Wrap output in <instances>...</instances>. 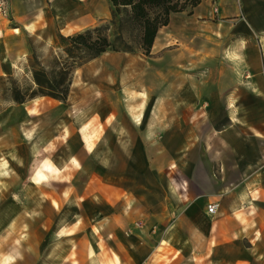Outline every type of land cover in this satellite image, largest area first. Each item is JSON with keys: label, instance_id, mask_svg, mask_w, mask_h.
Returning <instances> with one entry per match:
<instances>
[{"label": "crops", "instance_id": "crops-1", "mask_svg": "<svg viewBox=\"0 0 264 264\" xmlns=\"http://www.w3.org/2000/svg\"><path fill=\"white\" fill-rule=\"evenodd\" d=\"M8 8L0 76L27 68L29 38L111 16L109 0ZM0 264H264V0H202L148 55L76 69L64 102L0 109Z\"/></svg>", "mask_w": 264, "mask_h": 264}, {"label": "trees", "instance_id": "trees-1", "mask_svg": "<svg viewBox=\"0 0 264 264\" xmlns=\"http://www.w3.org/2000/svg\"><path fill=\"white\" fill-rule=\"evenodd\" d=\"M111 4L108 35L101 27H93L72 35L58 36L60 50L48 64H30L28 83L20 84L12 75L0 76V93L7 103L21 104L36 97L64 102L76 69L105 52L150 53L158 30L166 26L171 13H191L202 0H109ZM30 45V39H29Z\"/></svg>", "mask_w": 264, "mask_h": 264}, {"label": "rangeland", "instance_id": "rangeland-1", "mask_svg": "<svg viewBox=\"0 0 264 264\" xmlns=\"http://www.w3.org/2000/svg\"><path fill=\"white\" fill-rule=\"evenodd\" d=\"M111 16L104 22L99 23L96 27H101L104 29L106 34H112L113 28L110 25ZM30 39V53L29 57L31 59L30 64L35 65L37 62L47 65L49 58L52 54L58 53L61 46L60 42L57 39V42L52 46L45 45L42 41L32 37ZM28 65V64H27ZM13 79H16L18 83L25 84L29 82L30 74H29V68H25L23 71H20L17 74L12 75ZM2 81L0 82V89L2 88ZM8 103L2 98V95L0 93V109L4 108ZM216 121V120H215ZM224 119H220V123H223ZM210 124H205L204 130L208 127ZM214 127H218V123L215 124ZM212 128V127H211Z\"/></svg>", "mask_w": 264, "mask_h": 264}, {"label": "built area", "instance_id": "built-area-1", "mask_svg": "<svg viewBox=\"0 0 264 264\" xmlns=\"http://www.w3.org/2000/svg\"><path fill=\"white\" fill-rule=\"evenodd\" d=\"M8 0H0V18L8 16ZM217 204H208L206 212L209 216H212L216 210Z\"/></svg>", "mask_w": 264, "mask_h": 264}]
</instances>
